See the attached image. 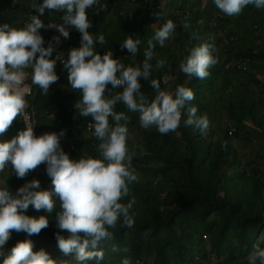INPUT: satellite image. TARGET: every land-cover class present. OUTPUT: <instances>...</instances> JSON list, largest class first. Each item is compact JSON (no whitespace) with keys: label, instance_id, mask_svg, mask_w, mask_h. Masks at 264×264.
I'll return each mask as SVG.
<instances>
[{"label":"trees","instance_id":"1","mask_svg":"<svg viewBox=\"0 0 264 264\" xmlns=\"http://www.w3.org/2000/svg\"><path fill=\"white\" fill-rule=\"evenodd\" d=\"M11 1L2 0L0 26L5 23L12 27L23 25L17 23L18 14L25 13L21 7L22 1L28 3L32 0H21L16 9L11 7ZM204 1L202 4L199 0L196 5L194 0H100L101 4H107L106 10L98 11V5L86 9L92 24L89 31L103 34L106 40L105 45L97 41L95 50L101 55L111 50L113 58L126 66L142 65L147 39L154 35L155 28L167 19H172L176 24L175 32L163 47L156 45L154 57L150 61L153 65L151 78L160 80L162 89L174 91L181 84L191 88L195 99L190 102V106L197 107V116L206 114L210 120L209 131L203 135L195 126L184 125L183 120L187 118L185 112L176 132L161 135L154 127L147 130L140 127L138 113L129 112L122 104L116 105L115 111H123L129 116V133L137 132V143L129 137L128 143L130 147L133 144L137 146L133 166L141 174V180L130 185L132 195L136 197L131 210L135 226L129 229L118 225L113 237L100 243L105 257L99 264H120L125 257L131 258L133 264L136 261L140 264H245L244 258L264 234V170H251L250 166L241 165L237 149L222 141V130L217 132L213 129L217 113L214 109L215 87L219 83H222L224 90L220 96L222 100L228 101L223 107L228 111L229 127L236 128L235 137L239 143L251 141L250 136L254 137V133L264 128V115L256 113L259 108L264 110V82L257 79L252 70L243 73L238 67L243 60H250L252 67L254 64H264V46L258 50L255 43V26L264 24V9L249 5L239 16L232 17L218 9L213 0ZM33 3H43V0H33ZM169 4L175 8L170 9ZM160 5L163 10L156 9ZM164 9L168 15L160 20L157 18L156 27L151 28L149 16L164 12ZM210 11L218 18L214 19ZM61 15L56 10L46 9L40 17L47 26L53 22L63 23ZM207 15L219 27H212L208 34H204L205 29L201 24L210 23ZM185 23L190 24V27L186 29ZM240 27L241 30L244 28L242 32ZM55 31L56 36H60L56 29L48 28L46 33L50 36ZM221 32L224 34L221 35ZM225 33L230 38H236L229 42L243 41L237 59L232 58V50L222 47ZM209 34L215 37L211 42L215 45L213 55L217 57L218 63L209 69L210 75L206 79L184 74L179 69L180 61L191 47L208 40ZM240 34L246 37L242 39ZM40 35L44 41L49 39H46L47 34ZM129 35L141 40L135 56L121 48V43ZM81 36L78 30L71 28L69 38L61 36L59 44L54 41L57 50L51 59H56L57 55L66 56L67 59L68 50L81 46ZM165 58L167 63L157 68V61ZM27 71L31 72V69ZM55 72L59 79L50 86L49 94L43 95L38 88L34 99L38 119L37 136L63 130L65 135L60 138V144L72 159H79L85 154L97 157L99 142L92 136L93 129L89 128L94 122L91 117L80 116L75 108L81 95L71 89L67 71L59 60ZM235 74L238 77L243 74L245 82L250 81L254 89L239 94L233 82ZM139 80L141 91L150 98L154 97L149 81L143 77ZM229 88L233 89V93L226 95ZM109 120L111 123L112 118ZM12 125L14 127L9 136L14 138L11 134L17 136L23 130L19 115ZM229 127L222 131L225 138ZM257 156L264 165V155ZM8 165L10 167L7 168ZM8 165L0 172V187L8 186L12 194H16L20 187L33 179L41 182L40 190L53 187L46 163L30 171L24 178H18L10 162ZM130 198H125L123 202L126 203ZM25 214L37 218L47 216L49 226L32 236L23 231H12L9 240L0 246V264H3L18 242L29 239L33 242V251L44 249L53 259H75L74 252L65 256L58 247L56 232L60 231L64 236L68 233L58 229L56 211L49 214L29 206ZM113 245L119 251L113 252ZM88 264H97V261Z\"/></svg>","mask_w":264,"mask_h":264},{"label":"clouds","instance_id":"2","mask_svg":"<svg viewBox=\"0 0 264 264\" xmlns=\"http://www.w3.org/2000/svg\"><path fill=\"white\" fill-rule=\"evenodd\" d=\"M213 2L224 14L232 17L239 16L249 5L264 9V0ZM19 3L21 0L16 3L12 0L11 7L16 9ZM25 3L22 1L21 6L25 11L23 27H12L7 23L0 26V172L10 162L16 176L24 178L46 163L53 187L40 190L38 179L25 183L16 194H12L8 186L0 187V246L9 240L12 231H23L32 236L49 226L47 216L37 218L25 214L32 206L49 214L56 211L58 229L68 233L64 236L60 231L56 232L58 247L65 256L74 252L75 259H53L44 249L33 251V242L29 239L18 242L3 264H88L93 260L99 264L105 257L100 243L111 239L118 225L129 229L135 226L131 210L136 197L132 195L130 185L141 180V174L133 166L137 146L133 144L130 147L128 143L129 116L123 111H115L116 105L122 104L129 112L138 113L140 127L146 130L154 127L161 135L176 132L185 112L187 118L183 120L184 125L195 126L203 135L209 131L210 120L206 114L197 116V107L190 106L195 99L191 88L181 84L174 91L162 89L160 80L151 78L153 65L150 61L156 45L163 47L175 32L176 24L172 19H167L158 28L152 25L154 35L146 41L142 65L126 66L113 58L111 50L103 55L95 50L97 41L105 45L106 40L103 34L89 31L92 24L86 9L98 5V11L106 10V3L101 4L100 0H43V3H33L32 0L31 7L37 15L28 10ZM46 9L62 13L60 19L63 23L53 22L46 26L40 19ZM156 9H162V6ZM155 15L160 20L167 13L157 12ZM45 27L60 33L56 36L55 31L46 36V39L49 37L47 47H44V38L39 33ZM184 27L187 29L190 24L185 23ZM71 28L82 34L81 46L68 50L67 59L60 55L51 59L57 50L53 42L59 44L61 36L69 38ZM214 39V35L209 34L208 40L191 47L180 61L179 69L188 76L206 79L210 75L209 69L218 63L213 55L215 45L211 41ZM140 44V39L129 35L121 43V48L135 56ZM58 60L64 64L71 89L81 95L75 104L78 114L91 117L94 122L89 128L93 129L92 136L99 142L97 157L85 154L79 159H72L60 144L65 132L37 136L34 122L25 111L28 107L26 96L31 94V86L35 96L38 88L47 96L50 86L59 79L55 72ZM166 63V58L158 60L156 67L161 68ZM140 77L149 81L154 97L150 98L141 91ZM109 85L112 87L109 88ZM116 89L120 91L114 92ZM18 115L21 120L23 116L25 124L22 121L23 130L11 138V125ZM128 197L131 198L123 202ZM262 244L264 234L244 258L245 264H264ZM112 251L119 249L113 245ZM120 264H133V261L125 257ZM136 264L140 262L136 261Z\"/></svg>","mask_w":264,"mask_h":264},{"label":"rangeland","instance_id":"3","mask_svg":"<svg viewBox=\"0 0 264 264\" xmlns=\"http://www.w3.org/2000/svg\"><path fill=\"white\" fill-rule=\"evenodd\" d=\"M201 2H202V4L205 3L204 0H201ZM194 3L196 5H198L199 0H194ZM31 4L32 3L29 1L28 3H25V6L28 10H33V12H35L37 15V12L35 11V9H33L31 7ZM207 6H208V3H207ZM172 8H175V7L170 5V9H172ZM205 8H207V7H205ZM162 10H163V8H162ZM26 12H27V10H26ZM164 12H166L165 9H164ZM166 13L168 15V12H166ZM189 13H190V10H189ZM209 14L213 15L214 19L218 18L216 16V14H214L211 11L209 12ZM24 15H25V13H23L22 15L21 14L18 15V19H17L18 24H23V19H24L23 16ZM149 17L151 20V22H150L151 28H154L152 25L155 24L158 17L155 14H152ZM208 17L210 18V23L209 24H201L203 26V28L205 29L204 34H208L210 32L208 30H211L212 27H215V28L219 27V26H217V23L215 24V20L212 17H210V16H208ZM40 19L44 23V21L41 17H40ZM242 24H245V23H242ZM250 24H252V23H250ZM23 26H24V24L19 25L17 28L23 27ZM155 27H156V24H155ZM47 29H48L47 27L42 28L39 30V33L48 35V33H46ZM243 29L244 28H242V30H241V27H240L241 32L243 31ZM223 34L224 33L221 32V35H223ZM240 35H241L242 39L246 37V36H243L242 34H240ZM222 38H223V42H224V45L222 44V47L227 49V50H232V52H234V55L232 56V58L237 59L238 58L237 55L239 54V50L243 46V41L240 39L237 41V43L229 42V40L235 41L236 38L235 37L230 38V37H228V35L226 36V33H225V36H223ZM237 39H238V37H237ZM47 42H48V40H45L44 47H47ZM255 43H256V47L258 50H261L262 47L264 46V24H261V25L257 24L255 26ZM236 62L237 61H235V63ZM243 62H247V68L249 70H252V72L256 75L257 79L264 82V64H262V66L254 64V66L252 67L253 63L250 60H243L239 63V65ZM239 65H238V67H239ZM248 69L243 70L242 68L239 67V70L243 71V73L247 72ZM233 82H234V84L238 90L237 92L239 94H241V93L245 94L248 92V90L254 89V85L250 81H248V83L245 82V76L243 74L241 77H238L235 74V77L233 78ZM258 90H259V88H258ZM222 91L224 92L222 83L217 84L215 87V96H214V98H216V103H215L214 109L217 113L215 115V125L213 128L217 132L219 130L224 131L225 129H227L231 125L229 118H228L229 117L228 111L226 110V108L223 107L225 104L228 103V101L222 100V97L220 96L222 94ZM231 93H233V89L232 88L227 89L226 95H229ZM256 113L259 116H263L264 110L259 108L258 110H256ZM263 119H264V116H263ZM233 129H235V131L233 132V134H231V131ZM222 131H220V138L226 144L231 145L237 149V151L239 152L240 159H241V165H244L247 167L250 166L251 170L255 169V168H259L261 170H264V165L262 164V160H260L257 156V154L264 155V128L260 131L258 130L257 133H254L255 134L254 137L250 136L251 141L245 140V141H242L241 143H239V141L235 137V132H236L235 127H229V131L227 132L228 135L226 136V138L224 137L225 133L224 132L222 133ZM129 134H130V136H129L130 140L132 139L134 141V143H137V140H139L137 137V132L136 131H130ZM1 137H2V135H1ZM1 137H0V143H2ZM6 140L9 141L7 138H6ZM7 141L4 140V142H7ZM8 167H10V165H8L7 168ZM261 174H262V171H261ZM1 183L2 182L0 180V184Z\"/></svg>","mask_w":264,"mask_h":264},{"label":"built area","instance_id":"4","mask_svg":"<svg viewBox=\"0 0 264 264\" xmlns=\"http://www.w3.org/2000/svg\"><path fill=\"white\" fill-rule=\"evenodd\" d=\"M16 2H17V0H14V3H16ZM0 5H1V0H0ZM239 67L242 68L243 70H247V62H243V64L240 65ZM26 83H27V81H26ZM34 98H35V92H34L33 87L31 86V94L26 96V100L28 102V107L26 108L25 111L28 114V116L30 117V119L34 122V132H35V129L37 126V116H36V111H35V106H34ZM21 117H22L23 123L25 124L23 116H21ZM25 128H26V125H25ZM234 131H235V129H233L231 131V134H233Z\"/></svg>","mask_w":264,"mask_h":264},{"label":"crops","instance_id":"5","mask_svg":"<svg viewBox=\"0 0 264 264\" xmlns=\"http://www.w3.org/2000/svg\"><path fill=\"white\" fill-rule=\"evenodd\" d=\"M10 131H12V125H11V130H10ZM11 135L14 136V137L16 136V135H14V134H11Z\"/></svg>","mask_w":264,"mask_h":264}]
</instances>
